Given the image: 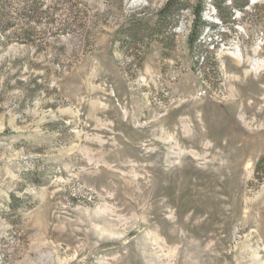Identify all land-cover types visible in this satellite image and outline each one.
<instances>
[{
    "label": "rangeland",
    "instance_id": "374dc122",
    "mask_svg": "<svg viewBox=\"0 0 264 264\" xmlns=\"http://www.w3.org/2000/svg\"><path fill=\"white\" fill-rule=\"evenodd\" d=\"M217 1L0 0V264H264V0Z\"/></svg>",
    "mask_w": 264,
    "mask_h": 264
},
{
    "label": "trees",
    "instance_id": "16d2710c",
    "mask_svg": "<svg viewBox=\"0 0 264 264\" xmlns=\"http://www.w3.org/2000/svg\"><path fill=\"white\" fill-rule=\"evenodd\" d=\"M175 0H171L172 2V6L176 8V4L174 2ZM214 3V9L215 12L217 13V16L219 17L220 20L224 21L225 17L222 15V11H223V7H222V3L217 1V0H211ZM223 1V0H221ZM171 2H168L161 10H160V15H161V20L163 22H166L167 24L170 23V15L169 13V8L171 5ZM25 3H27V7L25 8H29L31 11V13L36 12V4H37V0H25ZM249 4V0H231V7H237L239 8V10H243V7H245L246 5ZM29 6V7H28ZM185 6V5H183ZM203 8L202 2L199 1L194 7H193V13H194V17H195V25L193 27L192 32L194 33L192 37L197 38L201 33V29L199 28L198 25H202V16H201V10ZM244 13V11H242ZM174 16L173 13V9H172V17ZM32 17H36V16H32ZM71 24H73V22L70 21H66V23L63 24L62 30H66V27L69 28L71 26ZM135 26H137L136 28H134ZM133 28H131V30H129L127 32V35L133 39H139L140 37H142V33L146 30L145 29V23L141 22V23H137V25H135ZM264 160V158H263ZM262 160V161H263Z\"/></svg>",
    "mask_w": 264,
    "mask_h": 264
},
{
    "label": "bare ground",
    "instance_id": "6f19581e",
    "mask_svg": "<svg viewBox=\"0 0 264 264\" xmlns=\"http://www.w3.org/2000/svg\"><path fill=\"white\" fill-rule=\"evenodd\" d=\"M237 51V50H236Z\"/></svg>",
    "mask_w": 264,
    "mask_h": 264
}]
</instances>
